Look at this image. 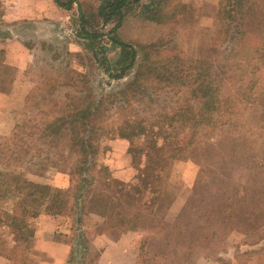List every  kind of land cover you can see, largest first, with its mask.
Here are the masks:
<instances>
[{
	"label": "rangeland",
	"instance_id": "obj_1",
	"mask_svg": "<svg viewBox=\"0 0 264 264\" xmlns=\"http://www.w3.org/2000/svg\"><path fill=\"white\" fill-rule=\"evenodd\" d=\"M79 1L87 11L100 12L108 0ZM246 1L240 12L234 0H129L121 24L117 16L107 22L100 17L96 26L87 27L99 34L91 39L84 37L76 3L0 0L1 147L11 145L18 124L59 115L73 95L85 94L89 87L97 95L114 92L129 82L137 64L123 78L108 72L109 67L113 74L120 70L115 40L138 49L156 44L152 58L164 67L161 74L169 77L172 87L189 82L211 63L233 91L243 89L241 81L256 80V101L226 115L218 129L196 138L204 140L201 145L170 162L158 187L154 215L140 220L136 231L113 230L103 203L105 196L119 197L123 186L135 188L138 165H147L146 155L141 163L134 162L127 138L106 137L99 160L109 171L96 176L83 192L91 190L100 201L84 206L72 201L62 215L41 210L30 218L25 264H264V58L252 51L255 42L264 43V0ZM141 58L140 51L138 64ZM163 58L165 62H158ZM151 76L142 81L148 98L133 103L150 123L153 111L168 110L177 100L175 89L157 92L168 83ZM152 128L160 146V126L153 123ZM53 161L27 159L22 165L11 162L8 169L40 185L71 189L76 181L71 166L57 167ZM0 230L12 245L11 231ZM0 264L16 263L0 256Z\"/></svg>",
	"mask_w": 264,
	"mask_h": 264
},
{
	"label": "trees",
	"instance_id": "obj_2",
	"mask_svg": "<svg viewBox=\"0 0 264 264\" xmlns=\"http://www.w3.org/2000/svg\"><path fill=\"white\" fill-rule=\"evenodd\" d=\"M62 5L60 0H55ZM129 0H108L100 12H89L84 9L79 0H68V4H77L80 12L82 31L85 38H97L99 34L88 30V26H96L100 17L109 21L113 16L119 18L121 24L124 14L123 7ZM248 3L246 0H234L233 4L242 12ZM161 7V3L159 4ZM152 20L155 18L152 17ZM119 24L116 26L118 28ZM115 28V29H116ZM120 47V57L115 65L120 67L117 74H113L109 67V74L116 78H123L126 71L137 64L136 74L119 90L97 95L89 87L87 94L79 93L72 96L71 101L64 105L59 115L52 116L46 121H35L33 124L17 125L12 133L11 145L7 142L0 145V229L8 228L15 236L11 245L4 238L0 230V255L16 264H25L28 256H23L30 249L27 234L28 220L34 218L44 210L52 216L64 214L73 202L90 205L100 199L91 190L96 176L107 173L108 168L99 160L103 141L109 135H119L130 141L129 153L134 162L141 163L142 155H146L147 165H138L139 175L135 188L131 191L127 186L121 187L119 197L105 196L106 204L103 209L110 212V227L119 233L136 231L139 221L154 215L153 208L160 199L159 185L164 181L165 173L170 162L180 159L191 147L201 145L204 140L198 139L205 132L218 129L226 115L236 114L243 103L246 105L256 101L253 88L256 80L244 84L243 89L233 91L228 87L227 78L222 72L216 71L215 64L208 68L198 69L189 82L172 85L168 76H163V66L156 65L152 58V49L156 44L141 45L140 49L119 40H115ZM142 52L138 64L139 52ZM253 53L264 58V43L255 42ZM176 60V59H174ZM165 62L158 59V62ZM160 62V63H161ZM202 65V62L200 63ZM203 66V65H202ZM257 70L258 67H255ZM165 84L159 91L176 90L177 100L168 110L162 107L153 111L150 117L140 116L133 107L134 101L147 99V91L142 81L148 76ZM202 79L208 81L203 83ZM174 81V79H171ZM139 88V89H138ZM192 89L189 92V89ZM138 89V90H137ZM175 89V90H174ZM188 91V92H187ZM185 94H190L186 98ZM142 96V98H141ZM147 96V97H146ZM181 97L185 100L182 102ZM193 102V104H191ZM57 106V104H55ZM39 113V112H38ZM45 113V112H40ZM150 123V124H149ZM153 123L160 126L159 133L164 136L159 146L152 128ZM191 133V138L178 139L181 133ZM143 137L142 142L136 143ZM8 139V140H10ZM68 149L64 156L65 149ZM53 161L57 166L70 165V175L76 177L72 188L62 189L50 185H40L28 181L22 174L11 171L10 163L22 165L27 159ZM86 193L83 194L84 189ZM128 191V192H127ZM118 195V194H117ZM5 200V201H4ZM11 202L10 205L8 204ZM135 201V202H134ZM44 207V209H42ZM137 208L133 211V208ZM96 209V208H95ZM257 256V252H250ZM264 261L263 258H261Z\"/></svg>",
	"mask_w": 264,
	"mask_h": 264
},
{
	"label": "crops",
	"instance_id": "obj_3",
	"mask_svg": "<svg viewBox=\"0 0 264 264\" xmlns=\"http://www.w3.org/2000/svg\"><path fill=\"white\" fill-rule=\"evenodd\" d=\"M53 9H54V11H55L57 8H55V6H54V8H53ZM57 10H58V9H57ZM128 232H130V231H128ZM128 232H125V233H128ZM123 234H124V233H123ZM0 256H1V255H0Z\"/></svg>",
	"mask_w": 264,
	"mask_h": 264
}]
</instances>
